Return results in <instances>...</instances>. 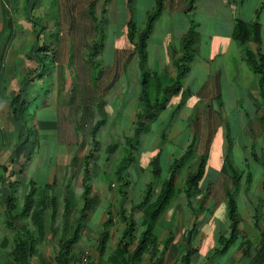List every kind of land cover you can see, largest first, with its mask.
Returning a JSON list of instances; mask_svg holds the SVG:
<instances>
[{
    "label": "crops",
    "instance_id": "0c3cea01",
    "mask_svg": "<svg viewBox=\"0 0 264 264\" xmlns=\"http://www.w3.org/2000/svg\"><path fill=\"white\" fill-rule=\"evenodd\" d=\"M144 1L147 0H109L106 4V0H92L88 6L91 14V7L95 3L94 10L96 16L98 15V8L101 9L102 18L107 25L111 22H117L121 9L125 12L126 18L123 26L125 36L123 35L124 37L116 43L117 48H119L118 51L116 50L118 54L115 57L116 65L120 58H122V52L127 49L130 43L127 38V23L132 17L135 19V14L130 7H135V3ZM164 3L163 13L157 21L148 42L147 67L151 72H162L164 75L175 80L180 77L182 79L181 92L170 98L159 115L168 107L173 108L175 112L181 110L186 104L189 105L190 108H188V111L191 110L193 115L197 118L198 125H196L195 128H199V130L204 128L209 129L206 134V140L210 133H214V137L211 138V144L206 153L209 155V159L212 154L211 146L213 143H216V140H221L220 136L222 133L225 141L228 142L227 145H225L226 149L222 147L219 150L213 151V158L218 159L221 163L214 167L209 164L210 168L208 169L206 179L201 182V187L206 186V189H209L211 182L213 186L221 175L225 176L221 172L223 162L228 155L227 152H230L234 146V144H231L230 129L234 127L235 121H241V127H243L245 122L244 118L247 121L246 114L236 116V111L233 113L234 116L233 114L230 116H223V114H221L225 105L223 101L225 90L250 88L251 92L248 93V96L255 100L256 107L254 106V113L256 117L251 118L253 120L250 122L249 126L255 120L260 127L264 128L262 122L258 119L260 115L264 114V104L259 100L258 77L248 64L245 54L246 49L255 54L264 56V0H165ZM155 5L156 0H151L150 8L145 14L146 17L147 14L154 9ZM41 8V4L39 5L38 0H0V264H17L13 255L15 243L19 240L28 242L29 236L36 242L34 253L29 254V263L42 264L43 261L46 262V264H57L55 261V255L58 249L57 242L62 234V231H59V221L57 220L55 231L52 228L50 215H46L43 219L45 225L44 234L39 231V208L37 205L35 204L36 207L34 212L28 215L24 213V208L29 202L30 190L27 191V187L29 184L32 186L34 184L35 187H37L36 189L44 187L46 184L56 185L58 178L56 168L59 161L61 159H71L72 163L73 160L78 159L79 165H77V169H75L74 164L73 167L70 168L74 169V172L70 173L67 178L64 176L67 183L64 186V190L61 189L62 186L58 187L56 185L55 187L57 189L55 193L59 201L60 216L58 219L60 220V217L63 218V211L60 210V199L63 197L64 201L68 192L70 202H72L70 198L72 195L70 196V194L73 188L69 187V182L76 178L75 176L77 175L78 179L75 185H80L78 180L82 176L85 159L90 157L91 154L93 155L92 170L94 172L92 194L97 195L99 200L94 211L89 214L87 218L81 239L73 247L69 264H127L120 247L122 232L125 228V222L122 221L120 217L122 201L117 194L119 199V204L117 203V205L119 206L117 211H115L117 206L115 201L113 205L111 204L110 195V190L112 188L117 189L115 183H108L103 178H100L98 176L99 174H96V161L99 158L97 157L99 147L94 151L93 144L90 145V143H93L92 138L89 139L90 141L88 139H82L81 137L72 138L71 134L68 136L64 130L63 133L60 130V128L64 127V123L61 125L62 120H71L72 123L74 122L72 124L74 128H77V130L81 129V126L85 125L88 113L86 111L85 120L82 121V113L80 112L82 107L86 108L97 103H94L95 101L93 102L91 95L97 90L98 77L92 72L91 67L92 63L96 65L94 59L98 58L100 53L98 55H93V50L88 53L90 55H88L87 60L90 61V66L86 73L77 72L74 66L75 72L69 74L68 88L65 94L67 97L66 101L64 100V102H62L68 105L70 103L74 104V110H72V112L70 111L64 116L62 112L60 113V111H58L57 106L60 103L56 98L52 100L53 96L56 97L54 93L52 94V92L49 91L44 98L43 109H46L50 105V102V108L54 106L52 103H56V116L46 120L44 116L40 117L38 113H35V131L38 137V140L35 141V148L38 150L37 154L33 155V152L28 156V152L24 148L28 139V137H25L24 126L13 117L11 109L12 98L13 95H16L20 91H25L24 83L27 86L29 83L35 85L37 90L39 89V80L41 79H39V75L34 76V73H36L37 70L39 71L37 48L39 47V10ZM128 8L131 11L130 13L128 12ZM42 12H40V14H43ZM91 19L94 23L98 21L94 19L92 14ZM239 23H248L252 25V35L244 46H241L239 40L235 37L237 25ZM99 24L100 23H95L97 32L98 28L96 25ZM43 25L44 26L41 25L42 27L40 30L42 31L41 38H45L43 31L53 32L56 27L51 24L46 25L45 23ZM100 26L105 30V28L102 27L103 25L100 24ZM255 31L258 32V40H256L254 36ZM192 41H194V43ZM119 42H122V44L119 45ZM94 43H92L91 48ZM187 45H190V58L187 62H181V60L186 57L185 46ZM130 46V56L133 59L136 55L131 43ZM239 50H241V52ZM130 56L126 55L123 58V66L129 62ZM84 59V55L82 54L72 57L69 56L67 64L71 62H74V64H78V62L85 63ZM178 61H180V65L183 66L182 72L178 66H176ZM18 65H20V69ZM123 74L125 75V72ZM254 77H257V85L250 84V82L254 83L256 80ZM74 78L76 81L73 80ZM190 80L197 82L195 85L196 87H194V85L191 86L195 88L193 93H187ZM139 84V88L136 89L135 95H133L137 99H139L141 92V79ZM240 95L242 97L241 93ZM246 96L247 95L243 97ZM73 98H75V103L74 101L71 102ZM241 99L242 98L238 99L236 107L240 108L241 105L246 103L249 105V103L246 102L247 99ZM215 100L218 110L214 109ZM137 102L139 103V100H137ZM98 105H100V103H98ZM76 107L77 110L79 109L78 114L75 109ZM137 108L133 109L134 111H132V109L128 111L131 113L130 118L132 116V123L135 120ZM108 111L110 112L109 115L113 113L111 109ZM241 112H244V110H241ZM249 118L248 116L245 128L248 126ZM172 122H174V119H172ZM172 126L179 128L175 126V124H172ZM39 130L41 132H39ZM262 133L264 134V129ZM181 134L178 133L177 136L175 135V137L172 136V138H168L175 142L183 136V133ZM245 135H247L246 130ZM203 137L204 136H201L198 142ZM39 140L42 142V151H44V153H47V149L48 152L51 150L55 153L50 156V159H54V161L52 162L51 160L50 163L46 162L48 164L46 181L48 182L43 186L39 184ZM48 143L53 148L48 147ZM88 145L92 146V149L87 154L86 146L88 149ZM61 148L64 149L63 154H61ZM172 151L173 150L166 151L163 154H158L156 158H152V161L156 159V166L157 161H160L165 167L162 172L160 171V176L163 173L167 175L168 168L173 158L176 157ZM106 152L111 156L110 154H113L114 151L106 150ZM32 155L34 160L31 163V172L26 176V164L30 161ZM196 155L197 154H194L195 158H193V161L183 166L179 176L182 172H185L184 170L188 169V167L192 168V172L196 171L198 166L197 161H199V158L204 154L200 156ZM71 163L69 165H71ZM150 164L151 162L149 163V170H151ZM13 165L16 167H14L15 169H12ZM138 167L139 165L136 164L135 171L137 173L138 171L143 173V170H139L140 167ZM104 172H106V170H102L100 175L104 174ZM192 172H188L187 177ZM134 175L136 176L135 173ZM67 179L70 180L68 181ZM20 182L24 183L22 187L19 186ZM210 189L207 192H209ZM80 194L81 192H77L76 196H78L83 204ZM18 196L21 199L20 202H18ZM60 196L62 197L60 198ZM142 196L143 193H141V198ZM35 197H39V190H37ZM32 200L33 198L31 201ZM63 203L65 205V202ZM106 203H108V206L104 207L101 215L95 218L94 216L97 209H99V207L102 208ZM109 208L112 213L113 223L112 226L108 228L110 240L108 241L107 248L105 252L101 254L99 251V240L104 231L105 223L110 219L108 214ZM73 214H75V212H73ZM163 218L161 220H163ZM160 239H165V237H161ZM171 244L169 246L173 245ZM28 245H30L29 250L31 252L32 243H28ZM136 245V241H133L131 247L132 251L136 248ZM85 257L88 258L87 263L83 261ZM170 257V251L167 249L164 254L163 264H166V260L168 261Z\"/></svg>",
    "mask_w": 264,
    "mask_h": 264
},
{
    "label": "rangeland",
    "instance_id": "374dc122",
    "mask_svg": "<svg viewBox=\"0 0 264 264\" xmlns=\"http://www.w3.org/2000/svg\"><path fill=\"white\" fill-rule=\"evenodd\" d=\"M91 1L92 0H38L39 5L41 4L42 7L39 10V45H41V42L43 41L48 42V44L50 45L49 58L47 60H43L44 65L41 72H43L44 75L43 78L39 80V89L37 90V87L35 85H31L29 83V85L27 86L24 83V95L31 102V104H29V116H27L26 118L28 130L25 131V137H28V139L26 144L24 145V148L27 150L28 156L33 152V155L37 154L38 150H36L35 148V141L38 140V137L35 131V113H38L40 117L44 116V119L46 120L52 118L53 116H56L55 102L52 103L54 104L53 108L49 107L51 105V102L49 101L50 105L46 109H43V101L49 91L52 92V94L54 93L56 95V97H52V100L56 98V100L60 103L57 106L60 113L62 112L63 115L66 116L65 114L74 110V104L70 103L68 105L63 103L64 100L66 101L67 97V95L65 94L68 88V77L71 72H75L74 66L77 72H87L88 67L90 66V61L87 60L88 55H90L88 53L91 52V45L96 40L98 45L102 48L100 50L98 58L94 59L96 65L92 63L91 67L92 72L95 74V76L97 75L98 77V83L96 86L97 90L96 92L94 91L92 93L91 98L93 102L95 101L94 103H97L86 107L88 112L87 119L85 125L81 126V129L77 130V128H74V125H72L74 122L72 123L71 120H62L61 125H63L64 123V127L60 128V130L62 131V133L64 130L68 136L69 134H71L72 138L81 137L82 139L84 138L85 140H89L91 138L90 131L92 126L96 123L97 120H102L105 118V126L102 128L98 137L101 145L98 148L97 157L99 158L96 161V174H99L98 176L100 178H103L108 183H111V181L114 180L115 177L113 174L115 171V165L119 163L120 159H122V151L120 150V147H122L124 137L126 135H132L133 133V123L131 120L132 116L130 118L131 113L128 111L131 109L132 111H134L133 109H136L138 106L137 104H139L137 102L138 99L133 95H135L136 89L139 88L140 85V71L137 57L132 59L130 56V43L128 44L127 49L122 52V58H120L117 65L115 64V57L116 55H118L116 53V50L118 51L119 49L117 48L116 43L118 42V40L120 41L121 38L125 36L123 31V26L126 18L124 10L121 9L117 22H111L109 25H107V23H104V20L102 18L101 9L98 8V21L95 23H100L101 25H103L102 27L105 28V30H103L99 24L96 25V27L98 28L97 32L95 29V23L92 21L91 14L88 9ZM134 5L136 6L133 7L131 5L132 7L130 8L135 14V20L139 24V27L142 29L144 27L143 23L146 19L145 14L150 8L151 0L137 2ZM40 12H42L43 14H40ZM128 12H131L130 9L128 10ZM44 23L46 25L51 24L56 26L53 32L43 31V35L47 36L46 40H44V38H41L42 31H40L41 27L44 26ZM102 31L105 32V34L102 33ZM49 34H51L53 37L49 36ZM121 44L122 42H119V45ZM239 51L241 52V50ZM80 54L84 55L85 63L78 62V64H74V62H71L70 64H67L69 56L72 57ZM126 55L130 56L129 62L123 66V58ZM38 56L40 59L39 52ZM18 67L20 69V65H18ZM39 67H41L40 64ZM124 72L125 75L123 74ZM255 79L256 80L254 81V83L250 82L251 85H257V77ZM73 80L76 81L75 78ZM196 83L197 82H193V80H190L189 87L187 88V93H193L195 91L194 87H196ZM193 85L194 87H191ZM250 92V88L230 89L228 91L225 90L223 95V101L225 105L221 114H223V116H230L235 111L236 116H239L240 114H246L247 121L248 116L250 117L248 122L249 126L250 122L253 120L251 118L256 117V114L254 113V109L256 107L255 100L248 96V93ZM240 93L242 94V97ZM245 95L247 96L243 97ZM239 98H242L241 100H244L243 98H245V100L247 99L246 102H248L249 105L246 103L241 105L240 108L236 107ZM74 99L75 98H73L71 102L74 101ZM98 103H100V105H98ZM188 108L190 107L186 104L181 108V110H177L174 112L173 108L168 107L157 117L156 120L148 123L149 128L141 136V144L136 156V162L132 165L129 171L131 185L129 188V200L128 202H126V206L128 209L132 202H139L141 200V193H144L146 186L149 183H156V187L158 188L160 181L165 179L167 176L163 173L160 177L155 178L151 170H149V163L152 162L153 157L156 158L158 154L160 155L165 153L166 151L171 150H173L172 152L173 154H175V156H181L186 151L189 144L196 143L194 142L193 138L195 135L198 137V139L201 136H204L198 142L197 147H194V150L196 149L195 154L200 156L208 152L211 144L210 140L214 137V133H210L208 139L206 140V134L209 129L204 128L199 130V128H195V126L198 125L197 118L195 117V115H193L191 110L188 111ZM75 109L77 110V107ZM109 109L113 111L111 115H109ZM214 109L218 110V107L216 106V100L214 101ZM241 110H244V112H241ZM78 112L79 109L77 110V114ZM172 115L174 116L173 118ZM172 119H174V122H172ZM244 120L245 122L243 124V127H241L240 125L241 121H235V124L233 125L234 127L230 129L231 144H234L235 147L233 146V149H231L230 152H227L228 155L232 156L231 158L234 161L235 165H237V168H239L241 171H244L245 174L250 171L254 175V181L250 188V191L246 194L245 190L243 189V191H241V193L238 195V204L240 208L239 218L242 231L241 239L230 249V251L225 256H213L212 258H210V260L203 259V255L209 253L215 246L218 233L224 230L228 224V220L226 218L227 193L232 188V181L228 176L221 175L212 187L211 185H209V189L211 188L209 192H207L209 189H206V186L201 187V192L197 195L196 200V209L198 211H196L194 215L185 210L184 199L180 196L174 200L173 205L169 207V210L164 215L163 220H161V225L156 230V234H158L160 238L165 237L166 239L169 233L174 232V239L172 241L173 245L171 244L172 246H167V249H169L170 251L171 257L168 259V261L166 260V264L178 263V260L184 251V232L187 227L191 225L194 216H197L198 220V227L195 233V246H197L202 255L195 256L193 258V264H247L250 262L251 257L255 255L254 249L258 242V233L253 229V216L256 212L258 213L260 224L264 228V191L262 189L264 170L260 165H258V163L252 160L253 157L251 155V152L253 150L259 154L261 153V150L264 147V134L262 133L264 128L260 127V125L255 120L249 127L247 126V128H245L247 121L245 118ZM172 124L178 126L182 131L179 128L173 127ZM245 130L247 132V135H245ZM39 132L41 131L39 130ZM178 133H183V136L180 137V139H175V142H173V140H169V138H172V136H177ZM164 135L165 138L163 137ZM220 138L221 140H216V143H213V145L211 146L212 154L209 159V164L212 167L218 166L219 163H221V161H219L218 159L213 158V151L219 150L222 147L223 149H226L225 145H227L228 143L225 141L223 133ZM223 141L225 144L223 143ZM91 144L93 143H90V145ZM90 145H88V149L86 146L87 154L92 149L93 145ZM47 146L50 148L52 147L49 143ZM42 149L43 145L39 140V184L43 186L48 182L46 181L48 165L47 163H50L51 160L52 162L54 161V159H50V156L55 153H53V151L51 150L50 152H48V149L47 153H44ZM106 150L114 152L111 156H109ZM63 152L64 149L61 148V154H63ZM33 155L30 157V161H28L26 164V176H28L31 172V163L34 160V158H32ZM76 160L78 161V159ZM76 160H73L71 163V159H61L57 165L56 174L58 178L56 185L58 187L62 186V190H64V186L67 184L65 179L70 173L74 172V169L70 168L75 164V169H77V165H79V161L77 163ZM70 163L71 165H69ZM246 163L249 164V167L246 165ZM136 164L139 165V170H143V173L140 171H138L137 173L135 171ZM14 167L15 166L13 165L12 169L16 168ZM157 168L162 172L163 168L165 167L160 161H157ZM191 169V167H188V169L184 170L185 172H182L180 174L178 178L179 185L185 182L188 172H192ZM102 170H106L107 173L104 172V174L100 175V172H102ZM134 173L136 174V176L134 175ZM64 176H66L65 179ZM75 177L76 178L73 179V183L69 182V187L73 188L70 194V196L72 195V197L70 198L72 201V210L76 214V212L82 206V202L76 195L77 192L83 191V187H81L80 185L78 186V184L75 185L78 179L77 175ZM67 180L69 181L70 179ZM23 185L24 183L20 182L19 186L22 187ZM31 187L32 185L29 184L27 187V191H29ZM115 189L116 188H112L110 190V195L111 204L113 205L115 201V204L117 206L115 208V211H117V208L119 206L117 205V203L119 204V199L116 193L117 190L115 191ZM56 190L57 189H55V191ZM61 197L62 196H60V198ZM20 200L21 199L18 196V202H20ZM60 200V210L63 211V197ZM107 206L108 203L104 204L102 208L99 207L94 217H99L104 207ZM206 210L208 211L206 212ZM58 221L60 228L59 231H62V228L64 227V224H66V222H64V219L61 217L60 220L58 219ZM245 236L250 237L255 244L250 251L251 257L245 256L248 250L247 246H245V240L243 239V237ZM161 240H163V242L165 241L164 239Z\"/></svg>",
    "mask_w": 264,
    "mask_h": 264
},
{
    "label": "trees",
    "instance_id": "16d2710c",
    "mask_svg": "<svg viewBox=\"0 0 264 264\" xmlns=\"http://www.w3.org/2000/svg\"><path fill=\"white\" fill-rule=\"evenodd\" d=\"M109 0H106V4ZM165 0H156L154 9L147 14L144 27L141 29L137 21L132 17L127 23V38L134 48L135 55L138 59L140 79H141V92L139 95V104L133 122V133L132 135H126L124 137L122 147V159L115 165L114 180L117 187V194L121 197V220L125 222V228L122 232L120 241V247L122 255L125 258L127 264H163L164 254L173 239L174 232L168 234L165 241L160 239L159 235L156 234L157 228L161 225L160 221L163 216L169 210L177 197H183L185 210L190 212L192 215L198 211L196 209L197 195L201 192V182L206 179L209 164V155L204 154L199 158L198 166L195 172L188 175L185 182L179 185L178 178L179 173L187 163L193 160L195 150L197 147L198 137L195 135L194 142L188 145L186 151L180 156L173 158L165 179L161 180L158 188L156 183H149L143 193V196L139 202H132L129 209L126 206V202L129 200V187L131 185L130 180V168L136 162V156L138 154L141 136L148 129V123L153 122L157 119L159 113L165 108L170 98L177 95L182 90V79H172L162 72H151L148 67V42L155 29L157 21L160 19L163 10ZM95 3L91 7V14L95 20L98 17L94 10ZM254 26V25H253ZM255 27V26H254ZM256 28V27H255ZM101 30V29H100ZM105 34V32L102 31ZM103 34V35H104ZM258 32L255 31L254 36L256 40ZM252 35V25L248 23H239L237 25L236 39L239 40L241 46L250 39ZM49 36L53 37L51 34ZM47 39L45 36L44 40ZM194 43V41H192ZM49 47L48 42L43 41L37 48L40 59L39 71L34 73V76L39 75V79L43 78L44 73L41 72L44 65L43 60L49 58ZM101 46L95 41L92 50L93 55H98L101 50ZM186 57L181 62H187L190 52V45L185 46ZM246 60L253 72L258 77L259 83V98L264 104V56L261 54H255L245 49ZM176 66L182 72L183 66L180 65V61L176 63ZM97 81V80H96ZM24 90L20 91L13 96L11 102V109L13 117L22 123L24 131L28 130L26 118L29 116V108L31 102L25 97ZM87 109L82 107L81 109V120H85ZM174 113V112H173ZM81 115V114H80ZM174 116L172 115V118ZM258 119L264 126V114L260 115ZM81 121V124H82ZM106 120H97L93 125L90 136L93 140L94 151L100 146V140H98L99 134L102 128L105 126ZM28 132V131H27ZM165 138V135L163 136ZM116 146V145H115ZM118 149V148H117ZM112 155V154H110ZM254 160L264 170V147L261 154L256 151L251 152ZM231 155H227L224 159L221 172L228 176L232 181V188L227 193V207H226V218L228 224L226 228L218 233L217 242L213 249L203 255V259L210 260L213 256L221 257L225 256L230 249L241 239V222L239 218L240 208L238 204V195L245 190L247 194L254 181V175L249 171L247 174L237 168ZM119 160V158H118ZM93 155L85 159V165L81 178L78 180L83 191L81 192V198L83 200L82 207L73 214L71 209V202L67 192V196L64 198V209L62 217L64 219V227L62 228V234L57 242L58 249L55 255V261L57 264H69L70 256L75 244L79 242L82 237V232L86 224L89 214H91L99 200V197L92 194L93 191V175L92 170ZM249 163V162H248ZM246 165L249 167V164ZM151 172L155 178L160 177V171L156 166V159L151 164ZM73 183V180L71 181ZM211 182V186H212ZM70 186V185H69ZM55 184H46L44 187H39V197H35L37 187L33 184L29 192V202L24 208L25 214H30L35 211V207L39 208V231L44 234L45 225L44 218L46 215H50L51 224L53 230L56 231V223L60 216L59 201L56 195ZM262 189L264 191V179L262 181ZM33 200L31 201V199ZM37 198V199H36ZM36 204V205H35ZM201 208V205H200ZM200 210V209H199ZM208 210H206L207 212ZM108 214L110 219L104 225V231L101 234L99 240V251L103 254L107 248L108 241L110 240V233L108 228L112 226L113 218L109 208ZM198 227L197 216L193 218L192 223L184 232V251L180 256L177 264H193V258L195 256L202 255L195 246V233ZM253 229L258 233V242L255 246V255L251 257V249L255 245L252 239L248 236L243 237L245 240V246L248 250L246 257H251V260L247 264H264V228L260 224L258 213L256 212L253 216ZM58 230V229H57ZM133 241L137 243L136 248L132 251L131 247ZM40 242V239H39ZM28 243H32V251L30 252ZM36 242L29 236L28 242L19 240L15 243L13 249V255L17 264H30L29 254L34 253V247ZM42 264L46 262L42 261Z\"/></svg>",
    "mask_w": 264,
    "mask_h": 264
},
{
    "label": "built area",
    "instance_id": "2783aa9c",
    "mask_svg": "<svg viewBox=\"0 0 264 264\" xmlns=\"http://www.w3.org/2000/svg\"><path fill=\"white\" fill-rule=\"evenodd\" d=\"M83 261H84V263H87V262H88V258L85 257V258L83 259Z\"/></svg>",
    "mask_w": 264,
    "mask_h": 264
}]
</instances>
